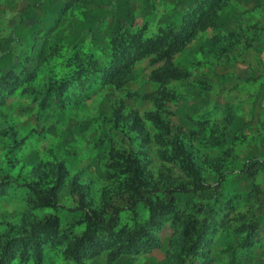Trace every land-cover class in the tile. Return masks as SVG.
I'll return each mask as SVG.
<instances>
[{
    "label": "rangeland",
    "instance_id": "rangeland-1",
    "mask_svg": "<svg viewBox=\"0 0 264 264\" xmlns=\"http://www.w3.org/2000/svg\"><path fill=\"white\" fill-rule=\"evenodd\" d=\"M198 1L0 0V77L8 79L0 89V236L48 213L79 233L76 194L89 208L121 204L127 173L117 156L130 152L151 187L175 189L181 207L213 209L199 263L264 264V167L253 177L242 171L252 158L264 162V0H219L213 24L173 54L189 75L165 84L162 110L152 98L161 87L150 78L152 56L134 62L120 85L100 78L126 34L179 26ZM189 166L200 184L221 180L215 198L211 187L194 191ZM60 171L57 209L30 202L31 188L56 184ZM138 209L137 219L147 218ZM180 231L169 214L155 246L79 264H164ZM65 247L44 243L42 264H78Z\"/></svg>",
    "mask_w": 264,
    "mask_h": 264
},
{
    "label": "trees",
    "instance_id": "trees-1",
    "mask_svg": "<svg viewBox=\"0 0 264 264\" xmlns=\"http://www.w3.org/2000/svg\"><path fill=\"white\" fill-rule=\"evenodd\" d=\"M218 6L219 0H200L190 8L179 26L168 25L150 37H143L141 32L126 34L129 41L118 47L115 55L100 72L101 80L104 83L120 85L134 62L152 56V62L158 66L151 71L150 78L161 86L152 94V98L157 109H164L169 96L168 90L164 88L165 84L189 75L188 70L173 62V54L181 50L198 30L213 24ZM5 86H8L7 77H0V89ZM117 157L121 158L117 163L127 173L125 186L128 196L122 199L121 204L109 203L101 209L89 208L81 191L76 194L75 206L72 208L73 212L79 213L75 224L84 225L79 233H76L74 225L63 223L57 213L24 220L15 234L0 236V264H12L16 258L25 260L30 257L35 264H42L44 243L59 241L66 242L64 254L78 264L81 259L91 258L102 252H107V261L112 262L122 254L138 253L155 246V231L162 227L169 214L172 222L181 227V231L174 242V253L164 264H201L198 257L212 225L209 215L211 209L206 206L208 204H200L198 207L197 203H188L181 207L174 193L175 189H159L148 184L142 177L139 161L130 152ZM263 167L262 160L252 158L245 163L242 171L253 177ZM190 173L196 185L194 191L211 187L210 198L216 197L221 180L215 185H204L198 182L193 167H190ZM62 181L63 171H60L56 184L50 187L34 185L29 192L30 202L39 207L57 209V189ZM4 189L5 183H1L0 190ZM77 189L74 187V191H78ZM139 207L147 209V218L137 219ZM124 210L133 214L132 222L123 220ZM247 225L249 224L245 227ZM252 229L249 230L248 240L251 239Z\"/></svg>",
    "mask_w": 264,
    "mask_h": 264
}]
</instances>
